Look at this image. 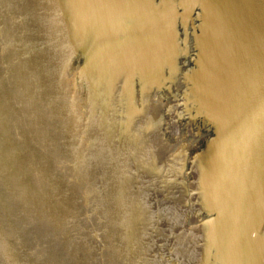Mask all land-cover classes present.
Listing matches in <instances>:
<instances>
[{
  "label": "water",
  "instance_id": "1",
  "mask_svg": "<svg viewBox=\"0 0 264 264\" xmlns=\"http://www.w3.org/2000/svg\"><path fill=\"white\" fill-rule=\"evenodd\" d=\"M0 264H264V0H0Z\"/></svg>",
  "mask_w": 264,
  "mask_h": 264
}]
</instances>
